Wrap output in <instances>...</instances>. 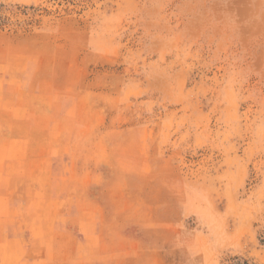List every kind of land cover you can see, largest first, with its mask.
Returning <instances> with one entry per match:
<instances>
[{"label": "rangeland", "instance_id": "1", "mask_svg": "<svg viewBox=\"0 0 264 264\" xmlns=\"http://www.w3.org/2000/svg\"><path fill=\"white\" fill-rule=\"evenodd\" d=\"M0 264H264V0H0Z\"/></svg>", "mask_w": 264, "mask_h": 264}]
</instances>
